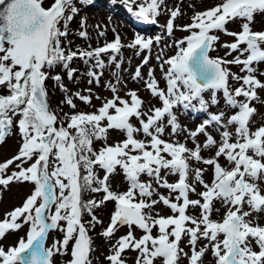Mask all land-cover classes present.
Returning a JSON list of instances; mask_svg holds the SVG:
<instances>
[{"label":"snow or ice","instance_id":"snow-or-ice-1","mask_svg":"<svg viewBox=\"0 0 264 264\" xmlns=\"http://www.w3.org/2000/svg\"><path fill=\"white\" fill-rule=\"evenodd\" d=\"M80 2L91 4L92 0ZM123 3L129 6L130 11L131 5H136L138 19L155 23L154 17L158 15L162 0H144L139 4L136 0H123ZM69 10L71 14L66 15ZM77 12L73 0H53L48 8L42 6V0H0V87H6L9 93L0 94V142L9 134L14 124L13 117L17 115L20 119L15 124L22 137L18 154L0 163V185L7 186L13 181L34 185L22 206L0 220V237L8 230L29 225L26 241L21 238L17 246L7 251L0 247V264H52L54 253L59 254L62 249L67 251L70 243L71 260L68 264H91V238L82 222V214L87 212L91 216L89 226H94L93 221L102 223L94 215V209L106 201H114L115 209L102 235L111 238L120 227L129 229L112 245L106 257L110 264H125L122 258L125 250L140 253L136 264H154L156 258H163V264H179L181 256L187 258L189 264H202V257L209 248L216 264H264V226L253 224L248 219L252 213L264 212V194L259 185V181L264 180V126L255 131L249 128L250 117L257 112L252 102L259 99L257 90L264 88V83L257 79L258 68L255 66L264 62V30L253 31L251 28L255 16L264 14V0H222V3L193 16L192 23L184 26L190 34L175 42L177 51L161 65L162 69L167 65L163 73L166 90L158 86L151 69L147 73L145 86L162 106L149 104V110L142 111L146 102L131 91L130 103L115 96L95 113L65 114L67 121L61 120L57 127L60 117L47 102L45 80L48 73L44 69L63 65L71 79L76 70L70 68L69 62L74 58L92 59L94 67L102 68L101 54L109 50L118 53L121 48V38L116 34L114 41L103 47L66 52L61 38L67 33L58 25L63 21L66 27ZM178 14V9L170 12L172 18ZM236 20L241 21V30L228 31L226 25ZM167 27L169 30L173 28L172 19ZM215 31L235 37L234 42L222 45L229 50L226 55L238 53L232 60L209 55L219 41L217 35L210 34ZM79 35L85 37L87 33L81 31ZM155 39L158 42L160 38ZM152 44V38L136 35L127 46H138L143 50ZM144 63L147 64V57ZM229 65L239 66L242 74L232 73ZM87 74L97 76L91 70ZM52 78L61 80L59 75ZM133 78L143 79L140 67ZM230 79L239 84L234 90ZM60 87L66 91L63 84ZM206 91L211 92L207 100L203 95ZM218 94H222L226 107L238 111L224 124L223 109L209 113L208 118L190 130L189 136L193 140L198 135L205 136L202 145L188 149L183 143L160 138L165 131V118L173 134L180 131L174 109L182 107L207 112L209 107L219 103ZM76 96L85 103L90 102V96L80 93ZM117 100L121 106L117 105ZM64 102L75 108L71 96ZM110 109H114V114ZM133 116L139 119V128L130 123ZM105 119L106 126L101 124ZM212 125L224 130L220 133L214 157L204 159L202 148L210 149L217 145L213 135L207 131ZM227 125L236 126L234 142H230L232 133L227 130ZM111 129L123 131L126 138L115 145H108L107 132ZM137 132H142L150 140L135 139L134 133ZM94 140L105 141L98 151L93 148ZM164 154L171 158L167 159ZM222 155L233 165L230 170L218 162ZM33 157L34 162L24 168L23 163ZM190 160L202 161L214 168L211 184L202 179L203 169L194 170V181L205 189L197 194L203 202L188 198L189 192H195L188 183ZM16 161L20 162L17 164L19 170L6 175V169ZM117 166L129 184L123 193H114L108 186ZM96 167L104 171L103 178L97 176ZM162 170H167L166 174H178V181L169 183L161 176ZM142 174L151 177L159 187L167 188L170 194L178 193L175 202L171 195L165 197L161 194L158 199H152L155 192L152 181L141 182L139 177ZM88 191H102L104 196L100 201H84L83 194ZM215 200L227 208L221 222L210 218ZM158 202L169 207L174 215L164 217L157 213L154 216L152 209ZM245 205L249 211L244 210ZM189 206L199 207L200 216L187 215ZM60 222L65 223L62 225ZM186 222L193 226H187ZM134 226L144 232L139 239L133 234ZM154 226H158L159 231L156 237L151 235ZM57 229L63 233L62 240L52 247H45L49 231ZM182 237L188 238L190 255L180 248ZM201 238L208 240L209 244L197 250L196 245ZM253 241L259 251L253 250Z\"/></svg>","mask_w":264,"mask_h":264},{"label":"rangeland","instance_id":"rangeland-1","mask_svg":"<svg viewBox=\"0 0 264 264\" xmlns=\"http://www.w3.org/2000/svg\"><path fill=\"white\" fill-rule=\"evenodd\" d=\"M52 2L53 0H42V6L49 7ZM143 2L144 0H136V4ZM73 3L78 9V12L74 15V18L70 22L68 21L69 24L67 22L66 27L63 21H61L60 25H58L62 31H66L67 33L66 36L61 38L62 47L66 50V52L67 50L86 51L93 50L97 47H103L106 43L113 42L116 34H119L121 38V48L118 53H113L111 50H109V52L101 54V56H104V58L102 57V60H112V64L107 66L108 63L106 62L103 64L102 68L94 67L95 61L92 59L85 61L84 59H80L78 57L74 58L71 62H69L70 68L76 70L73 74V78L71 79L69 78L67 71L63 72L61 67H54L49 71L44 69L48 73V78L45 80V83L46 85L48 84L47 86H50V88L48 87L47 91L49 100V102L48 100L47 102L51 109L60 117V120L56 122V125L58 124L57 127L60 126L61 120L67 118L65 115H61V111L64 114H68L69 116L74 113H95L97 109L101 107L107 100L113 99L115 96L127 100L130 103L129 93L131 91H135L138 97L146 102L142 105V111H148L149 104L154 107L162 106L159 99L152 97L150 90H148L145 86V81L148 79L147 73L149 69L153 71L154 78L158 81V86L161 89L166 90L167 85L163 73L166 71L167 65H164L163 69L161 65L166 58L171 57L177 51L175 42L184 39L188 34H190L189 31L185 30L184 26L192 23L193 16L196 13L209 10L213 6L222 3V0H165L163 4L164 10L161 15L158 14L156 16V19L160 22L162 21L161 24L164 26V24H168V21L172 18L170 16V12L178 9L179 14L174 18L173 28L171 29L172 31L170 32V35L165 36L166 38H164V40L159 39V41L156 42V40L153 39V44L150 46V48L143 50L138 46L136 48H130L127 45L133 41L136 35H141L145 38H155L156 36H161V34H164L163 27L162 30H160L156 27L145 26L139 28L142 30H138L135 28L137 27L136 25H132L129 20L122 18L121 12L114 13L109 8H107L106 6L108 5L105 1H100L99 3H94L91 5L81 3L80 0H73ZM110 3H112L110 7L115 4L116 9L120 8L124 10L126 12L125 15H129L133 20H137L139 24L141 23V20L135 15L136 10L130 11L129 7L123 4V0H119V3ZM70 14V10L66 12V15ZM240 25L241 21L236 20L235 22L228 23L226 28L230 32H239L241 30ZM251 28L253 31L264 30V14H257L255 16V22L251 25ZM81 31L86 32L87 35L85 37H81L79 35ZM212 34L217 35L219 37V41L215 43L213 49L210 50L209 55L213 58L220 57L227 60H232L238 53L233 52L231 55H226L229 50L222 45L225 43L234 42L235 37L226 35L221 31H215ZM241 47L244 46L241 45ZM146 57L147 64L144 63ZM255 66L258 68L257 79L264 83V75L259 74L264 73V62ZM138 67L141 69L143 79L133 78ZM228 67L232 73L242 74L240 73L239 66L229 65ZM90 70L97 73V76H88L87 73ZM56 75L61 77L66 91L60 87V84H62L61 82H58L52 78ZM229 82L232 85L233 90L235 87L239 86L236 81L230 79ZM113 88L115 91H113ZM76 93L90 96V102L85 103L81 101L77 98ZM257 93L259 99L252 102V106L257 109V112L250 117V131H255L259 127L264 126V103L261 102L264 101V88L258 89ZM0 94H9L6 87H0ZM203 95L207 100L211 96V92L206 91ZM68 96L72 97L75 108H72L64 102ZM218 97L219 103L209 107L207 112L185 110L182 107L174 109L177 115V121L181 126L180 131L177 134H173L170 126H167L165 118L163 121L165 125V131L161 134L160 138L172 143H183L188 149H193L197 144L202 145L205 141V136L201 134L198 135L195 140H193L189 136L190 130H194L199 124L203 122L205 118H208L209 113H218L221 109H223L224 118L222 124H224L231 115L238 111V109L228 108L225 106L222 94H218ZM117 105L121 106L119 105L118 100ZM109 111L110 113L114 114V109H110ZM19 119V115L13 117L14 124L12 126L11 132L6 136L3 142H0V163L11 159L18 154L19 148L22 144V137L15 122ZM130 123L136 128L140 127L139 119L135 116L130 118ZM101 124L106 126L107 120H103ZM66 125L67 123L64 126L66 127ZM226 127L227 130L232 133L230 142H234L236 139V126L227 125ZM223 130L224 128L220 126L212 125L208 127L207 131L213 135L217 141V145L211 147L210 149L202 148V158L207 159L214 157L217 147L219 146L221 138L220 133ZM125 138L126 134L123 131L111 129L107 132L106 143L108 145H115L117 142H122ZM134 138L137 140H150V138H146L142 132L134 133ZM104 143L105 141L103 140H94L93 145L97 146L94 147V150L98 151L104 145ZM132 154L137 153L132 152ZM248 154L251 155L252 153L249 152ZM34 160L35 157H33V159L30 161L24 162L22 166L27 168L32 162H34ZM218 162L222 167L228 170H230L233 166L227 162L223 155L219 157ZM18 163L20 162L16 161L10 165L6 169V175L11 174L14 170L18 171ZM189 165L188 183L195 188V192H189L188 198L190 200L199 199L201 202H203L202 198L197 194L204 191L205 189L199 182L194 181V170L197 168L203 169L202 179L205 181V183L211 184L213 180L214 168L213 166L204 164L202 161L195 160H190ZM166 173L167 170H162L161 176L166 178L169 183H175L178 181V174H173L168 177V174ZM104 175V171L100 169L98 177L103 178ZM143 178L146 179V182L152 181V178L146 174H143L139 177L140 180ZM152 184L153 188L155 189L152 199H158V196L161 194L165 197H169L171 195L173 202H175V196L178 193L170 194L167 188L159 187L154 181H152ZM259 185L262 190V194H264V180L259 181ZM108 186L114 193H123L126 191V189H128L129 184L122 172V169L119 166H117L115 169L114 174L110 176ZM33 189L34 185L31 182L13 181L7 186L0 185V220H3L5 215L16 207L22 206L24 200L32 193ZM87 196L88 195L86 193V197ZM103 196L104 193L102 191L92 192V200L94 201H100ZM114 209V201H106L102 206L94 209V215L99 219V221L102 222L97 223L98 231L96 232L95 237L91 240V245L94 246V248L92 250V254H90V257L94 258L96 262L101 263L103 259L105 260L110 254L112 245L115 244L119 237L125 235L129 230L127 226H122L111 236V238L102 235L103 231L109 225L108 222L110 223V217ZM216 209H219V211L217 212ZM244 210L249 211L246 205ZM226 211L227 208L223 206L219 200H215L213 202V211L211 212L210 218L214 221L221 222ZM152 213L154 216L158 213L160 216L164 217L174 215L171 209L165 206L162 202H158L154 206ZM200 213L201 209L199 207L189 206L186 209V214L189 216L199 217ZM175 215H178V213H175ZM248 219H250L253 224L264 226V212L252 213ZM60 223L63 225L65 222ZM186 225L189 227L193 226L190 222H186ZM28 230L29 225L23 224L18 230L6 231L5 235L0 237V247L7 251L8 248L17 246L21 238L25 239L26 241ZM132 231L137 239L144 235L143 230L136 228L135 226L133 227ZM62 235L63 233L59 229L51 230L49 233L48 242H46L45 247H52L56 245L57 242L62 240ZM220 239H223L222 234L220 235ZM207 244H209V241L201 238L196 245V249L199 250L200 247H203ZM71 247L72 243L70 248L67 249V251H64V253L62 251V256L54 260L53 263L68 264L71 257ZM252 247L253 250L259 251V248L255 245L254 241L252 243ZM180 248L190 255V246L187 237H182ZM138 255H140V253L137 250H125L122 253V258L124 259L125 264H136V258ZM104 264L109 263L106 262ZM154 264H163V258H156L154 260ZM179 264H189V260L184 256H181L179 259ZM202 264H216L215 257H213L210 248L207 249L203 255Z\"/></svg>","mask_w":264,"mask_h":264},{"label":"trees","instance_id":"trees-1","mask_svg":"<svg viewBox=\"0 0 264 264\" xmlns=\"http://www.w3.org/2000/svg\"><path fill=\"white\" fill-rule=\"evenodd\" d=\"M86 193L88 194V193H89V191H88V192H85V193H84V195H86ZM94 226H95V224H94ZM94 226H93V227H94ZM89 231H90V228H89Z\"/></svg>","mask_w":264,"mask_h":264}]
</instances>
